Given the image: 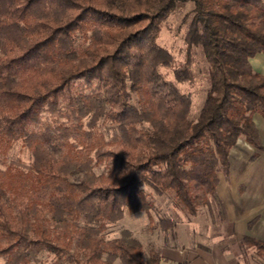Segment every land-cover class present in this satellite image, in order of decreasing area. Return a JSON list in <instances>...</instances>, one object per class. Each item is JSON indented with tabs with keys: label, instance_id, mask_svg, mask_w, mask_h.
<instances>
[{
	"label": "trees",
	"instance_id": "trees-1",
	"mask_svg": "<svg viewBox=\"0 0 264 264\" xmlns=\"http://www.w3.org/2000/svg\"><path fill=\"white\" fill-rule=\"evenodd\" d=\"M184 1L0 0V155L22 141L33 156L0 168L7 264L42 252L53 264H162L129 231L103 234L125 212L153 209L147 189L173 195L191 216L206 207L212 224L227 222L217 186L220 175L228 180L231 148L243 139L264 151L253 121L264 118V74L250 63L264 53V0H191L188 58L170 80L160 67L173 56L156 38ZM193 47L209 82L194 117L178 87L193 80ZM240 241L264 255V241Z\"/></svg>",
	"mask_w": 264,
	"mask_h": 264
},
{
	"label": "rangeland",
	"instance_id": "rangeland-1",
	"mask_svg": "<svg viewBox=\"0 0 264 264\" xmlns=\"http://www.w3.org/2000/svg\"><path fill=\"white\" fill-rule=\"evenodd\" d=\"M192 6L191 0L178 2L161 22L157 34V43L173 56V63L170 66L160 67V71L170 80H174L173 69L188 58L184 36ZM257 55L253 58L259 62L262 56ZM190 59L193 80L179 83L178 87L182 92L191 95L190 115L194 117L209 86L208 66L200 47L191 49ZM260 73L264 74V71ZM108 126L101 120L98 122V130L106 139L109 135ZM48 149L56 157H60V151ZM32 160L33 156L29 148L19 141L7 154L0 155V168L6 170V167L14 162L29 165ZM94 172L100 174L103 168L95 167ZM221 177L220 175L219 178ZM77 179L73 178V180ZM147 192L153 209L148 214L125 212L121 220L106 224L103 233L106 240L119 238L122 230L129 231L132 237L140 242L144 257L148 258L152 253H158L165 258L162 264H180L184 261L189 264H223L222 262L264 264V255L258 256L255 249L243 246L239 238L233 235L232 230L224 225L225 223L212 224L206 207L200 208L196 216H191L173 195L156 196L149 189ZM161 220H169L174 225L173 229H163ZM54 261L53 255L42 252L38 260L30 264H53ZM0 264H7V260L0 257Z\"/></svg>",
	"mask_w": 264,
	"mask_h": 264
},
{
	"label": "crops",
	"instance_id": "crops-1",
	"mask_svg": "<svg viewBox=\"0 0 264 264\" xmlns=\"http://www.w3.org/2000/svg\"><path fill=\"white\" fill-rule=\"evenodd\" d=\"M260 54L257 56H262L261 61L250 59L253 69L258 72L264 71V53ZM253 121L264 147V118L254 114ZM254 154L256 157L251 159ZM229 164L228 180L219 178L217 186L218 196L227 214L224 225L239 240L247 236L264 241V151L239 139L230 150Z\"/></svg>",
	"mask_w": 264,
	"mask_h": 264
}]
</instances>
